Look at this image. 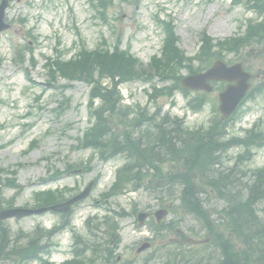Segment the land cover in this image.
I'll list each match as a JSON object with an SVG mask.
<instances>
[{
	"label": "rangeland",
	"instance_id": "rangeland-1",
	"mask_svg": "<svg viewBox=\"0 0 264 264\" xmlns=\"http://www.w3.org/2000/svg\"><path fill=\"white\" fill-rule=\"evenodd\" d=\"M106 15L107 18L103 21L89 0H15L7 12L11 29L0 35V58L3 60L0 68V170H14L21 166L17 181L25 186V191L19 197L18 204H32L33 193L41 189V181L51 175L53 167L55 170H62L69 163L88 165L90 172L66 177L62 182L52 185V188L65 185L77 190L83 189L95 178L99 179L91 199L78 207L73 218V225L81 232L85 228L83 219H101L106 215V209L95 207V201L110 188L115 171L123 165L124 160L116 158L105 164L94 151L79 149L78 139L90 126L88 104L91 88L84 83L67 86L64 82L49 81L48 71L44 67L45 59L53 55L58 41H61V48L66 51V58L70 59L75 53L76 28L80 30L91 50L96 48L102 38L112 44L121 34L124 48H128L143 64H148L162 46L163 36L155 23L157 15L162 19H167L168 16L175 19L180 47L188 56H195L199 51L203 32L215 40L239 36L246 30L249 19L258 18L255 13L248 11L243 5H236L233 0H113ZM24 19L29 21L28 28H37L39 41L38 45L32 44L35 48V65L27 63L22 67L15 61V47L31 41L26 35L27 28L22 23ZM249 51L247 49L240 55L227 54L226 57L230 61H242L253 75V85H256L264 81V54ZM121 90L127 98L126 104L142 106L148 101L146 90L151 92L150 85L142 82L124 85ZM216 98V95L209 96V104L197 114L187 110L186 100L181 95H177L173 108L170 102H161L165 104L164 110L167 111L170 107L173 115L179 118L185 116L187 125L195 128L207 126L215 118L213 108L218 105ZM242 112L243 115L241 112L240 114L243 117L230 124V136H243L252 124L260 119L264 122V95L248 100ZM33 139L38 140L37 148L28 152ZM241 151L232 150L228 156L234 159ZM228 164L233 166L234 162ZM263 165L264 149H261L250 164H244V168L256 169ZM245 180L249 181V177ZM15 192L6 189L2 196L10 198ZM201 198L206 210L212 213V219L221 221L222 217L218 216L220 214L214 212L223 208L225 203L212 193H203ZM158 205L159 200L144 190L109 201L112 210L119 212L124 209L129 213L134 207L138 212H154ZM258 208L264 218V201ZM172 220L178 224L174 231H170L173 234L170 233L164 240L155 239L151 251L133 259V248L138 242L146 237L153 239L156 235L147 227L137 230L136 216L123 219L122 243L118 254L133 260L130 264H165L169 250L180 248L178 250L184 253V249L187 251L191 247V251L184 255L201 249L199 258L206 255L211 262L218 261L219 252L209 247V239L204 241L207 234L202 224L181 211L170 214L166 222ZM36 222L50 228L53 222H57V218L45 215L20 224L14 223L13 228L18 230L22 227L24 232L30 233ZM55 240L60 243V247L54 252L53 259L72 258V255H67L68 247L72 243L70 233L66 232Z\"/></svg>",
	"mask_w": 264,
	"mask_h": 264
},
{
	"label": "trees",
	"instance_id": "trees-1",
	"mask_svg": "<svg viewBox=\"0 0 264 264\" xmlns=\"http://www.w3.org/2000/svg\"><path fill=\"white\" fill-rule=\"evenodd\" d=\"M247 2L248 5L258 11L264 10V0H247ZM101 3L106 7V2L101 0ZM159 23H161L166 34L162 58H153V63L147 68L128 52L122 51L119 45L110 48L107 42L103 41L92 52L88 51L83 43L82 50L69 62L60 60L52 62V60H49L50 74L53 79L61 77L69 81H82L93 85L90 107L91 117L95 120V123L83 139L82 143L85 148L98 150L103 159H106L107 156L109 158L113 157L117 153H123L130 159L131 157L138 159L137 163L139 164L137 166L131 165L130 167V165H127L118 171L117 182L113 187V191L122 190L126 186L129 187V185H135L137 188L139 187L138 184L149 182L153 184L158 194L164 193L166 197L179 195L184 211L194 214L195 217L201 220L205 229L212 235L213 241L221 246L231 247L232 253L220 249L222 252L220 262L222 264L264 263V261H250L252 259L249 256L251 246L234 225L230 226L227 222L224 231L218 228L215 221L211 220L210 214L204 209V201L198 194L199 189H213L219 198L220 191L232 189L233 194H239V198L240 194H243L245 201L248 203H254L260 199L264 200V169L253 171L250 176L253 179L248 182L245 188L240 189L234 185L235 182L231 177L236 175L234 172L231 175L229 173L231 171H224L226 168L223 163L221 165L220 154L229 148V144L223 143L221 140L225 134V129L220 126V122H217V126L210 132L192 134L185 131L178 121L166 116L163 118L162 123H155V131L146 130L139 137H136V131L140 126L145 122L155 121V117H141L132 120L130 115L134 113V110L121 106L122 98L118 90L121 83L140 79L151 81L157 77L162 82H171V86L160 90L154 87V95L171 97L176 91H182L179 83L183 70L189 71L190 74L200 72L219 58L222 51L237 52L242 47L244 40L230 39L224 42L218 41L214 44L212 38L204 35L202 38L203 45L195 59L199 61L200 65L195 67L193 64L194 59L186 57L177 47L178 37L175 34L174 21L170 19L161 22L159 20ZM250 32L253 33V36H263L264 24L251 25ZM262 39L264 40V36ZM216 47L220 48L218 52L215 50ZM104 80H108V86L103 85ZM182 92L187 95V92ZM96 99L100 100V107L94 108L93 105ZM205 103V97L199 96L191 101L189 105L194 110H198ZM143 112L137 111L136 114L143 115ZM157 113L159 114V112ZM170 122L173 123L169 124ZM173 141L178 143L177 147ZM263 143L262 131L255 127L249 132L246 139H233L231 146L235 147V145L240 146L243 144L250 155L251 147H260ZM183 152L184 156L189 158L185 163L192 162L188 165L189 169L179 168L181 166L179 165L181 164L179 159L184 160V157H181ZM165 161L170 162L174 168H162L161 165ZM215 169H218V171ZM180 190H182L181 195ZM227 192L230 194L229 191ZM44 196L46 198L39 199L38 202L41 205H50L52 203L51 193ZM231 202H236V200ZM221 216L224 220L227 217L223 214ZM250 231L259 235L264 241V230L250 228ZM110 236L115 241V232H112ZM3 239L6 240L0 242V260L6 253L12 258L13 256L20 257L22 252L27 251L20 249L12 253L6 251L5 247H8L7 238L3 237ZM261 253H264V249L261 250ZM32 255L34 253L28 252L23 257ZM71 264L81 263L73 261Z\"/></svg>",
	"mask_w": 264,
	"mask_h": 264
},
{
	"label": "bare ground",
	"instance_id": "bare-ground-1",
	"mask_svg": "<svg viewBox=\"0 0 264 264\" xmlns=\"http://www.w3.org/2000/svg\"><path fill=\"white\" fill-rule=\"evenodd\" d=\"M173 143L176 147L178 146V143L176 141H173ZM215 170L218 171V169ZM246 178H248L247 175L241 171H237V175L231 177V179L235 182L234 185L238 186L240 189H243L245 188L246 185H248V181L245 180ZM225 190L229 191L230 194L227 191H220L221 195L219 196V200L221 202H224L225 206L215 212L219 214L227 215L225 219V224L228 222L230 226L234 225V227L241 233L242 237L249 243V245L251 246V251L249 253V256L252 257L250 261L263 262L264 253H261V250L264 249V241L260 238L259 235L253 234L250 231V228L264 230L263 229L264 218L261 216L258 208L259 204L262 203L263 199L260 200L258 199L260 202L256 201L254 203H248L247 201H245V197L243 194H240V198H239L238 196L239 194H233L232 189H225ZM232 200H236V202L230 203V201ZM203 207L206 210V206L204 202H203ZM195 219L200 224H202L201 220H199L197 217H195ZM209 243H210L209 247H211V249L220 250L222 248L224 249L225 252L232 253V249L230 246L227 245L221 246L216 242H214L213 239H210ZM1 261L3 262V264H15V261L11 260L10 256L7 253L1 257ZM17 264H23V262ZM185 264H205V263L197 260L186 259ZM258 264H264V263H258Z\"/></svg>",
	"mask_w": 264,
	"mask_h": 264
},
{
	"label": "water",
	"instance_id": "water-1",
	"mask_svg": "<svg viewBox=\"0 0 264 264\" xmlns=\"http://www.w3.org/2000/svg\"><path fill=\"white\" fill-rule=\"evenodd\" d=\"M8 7V0H4L0 7V32L8 28L4 24L5 12ZM249 76L242 71L240 65H236L231 69H226L223 64L217 63L211 70L205 74H199L195 76L188 77L182 81V85L187 89H205L210 91L211 86L208 84V80H220L225 79L230 82L236 80L237 85L231 86L229 89L221 96V112L224 114V117L229 116L237 107L240 100L245 96L247 90L249 89ZM91 186L87 191L80 196V198L86 197L90 192ZM79 199V198H78ZM70 201L67 206H71L76 200ZM54 209V208H52ZM166 214V212H159V220ZM148 245L144 246L140 251L146 249Z\"/></svg>",
	"mask_w": 264,
	"mask_h": 264
}]
</instances>
